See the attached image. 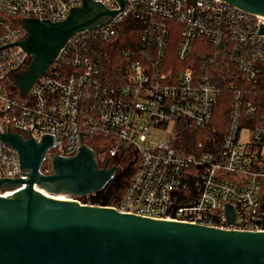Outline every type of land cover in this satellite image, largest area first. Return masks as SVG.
<instances>
[{
    "label": "built area",
    "instance_id": "1",
    "mask_svg": "<svg viewBox=\"0 0 264 264\" xmlns=\"http://www.w3.org/2000/svg\"><path fill=\"white\" fill-rule=\"evenodd\" d=\"M97 1L120 9L117 0ZM81 2L0 0V133L8 124V131H29L37 141L44 133L55 136L44 171L50 170L54 153L73 154L80 136L82 143L88 136L110 138L107 146L100 144V163L128 143L138 165L126 194L114 205L117 209L154 219L264 230V125L250 128L239 119L257 107L244 97V87L256 83L263 70L264 15L225 0H126L108 23L71 37L47 73L21 95L12 73L23 71L27 63L24 50L13 44L25 34L22 18L61 20ZM126 16L143 24L139 54L128 62L125 76L106 82L102 61L110 59ZM173 30L180 36L177 55L187 62L176 70L172 63L162 67ZM222 64H227L225 71L219 69ZM223 86L234 91V113L218 151L182 154L171 142L176 122L182 119L197 128L211 123ZM155 129L164 130L167 138ZM4 177L25 174L20 173L17 150L0 139ZM195 183L198 190L192 196ZM175 192L178 202L173 201ZM95 193H65L62 198L99 205L93 202Z\"/></svg>",
    "mask_w": 264,
    "mask_h": 264
},
{
    "label": "water",
    "instance_id": "2",
    "mask_svg": "<svg viewBox=\"0 0 264 264\" xmlns=\"http://www.w3.org/2000/svg\"><path fill=\"white\" fill-rule=\"evenodd\" d=\"M117 1L122 9L126 0ZM225 1L264 15V0ZM120 9L82 0L61 20L24 16L25 34L13 42L28 57L23 71L12 73L21 95L47 73L71 37L108 23ZM0 139L17 150L25 174L0 178V264H264V230L154 219L57 196L98 192L121 169L109 158L100 163L81 136L73 154L51 156L49 171L43 166L55 136L44 133L37 141L29 131H8L7 124ZM178 200V192L173 193V201ZM226 212L233 222L231 204Z\"/></svg>",
    "mask_w": 264,
    "mask_h": 264
},
{
    "label": "trees",
    "instance_id": "3",
    "mask_svg": "<svg viewBox=\"0 0 264 264\" xmlns=\"http://www.w3.org/2000/svg\"><path fill=\"white\" fill-rule=\"evenodd\" d=\"M143 24L139 20H135L131 16H126L123 20L121 38L116 41V46L111 52L110 59H103L100 73L104 81L117 82L118 78L125 76V69L128 62L138 57L141 46L140 34L143 30ZM180 43V36L178 31L173 30L165 47V64L162 66L168 68L169 65L174 64L175 70L183 67L187 62L180 60L177 55V47ZM210 46V45H209ZM260 65L263 70L256 83H247L244 87V97L250 100L256 107V111L251 115H240V124L255 128L258 125H264V59L261 60ZM227 64L220 65L219 69L225 71ZM234 91L229 87L223 86L217 102L213 110V119L211 123L203 127H194L188 125L185 120H179L174 127L175 134L171 138V142L178 148L182 154L188 152L209 151L215 153L218 151L221 140L231 123L232 114L234 113ZM110 138L105 135L88 136L85 137V142L90 146L96 154L101 151V145L107 146ZM130 144H122L115 157H112L110 164L121 165L120 171L112 180H110L103 188L93 194V202L110 207L118 205L128 190V185L135 175L138 165L137 159H132V151ZM129 153L130 160L124 163L125 155ZM44 168H49L48 164ZM191 169L195 170V166ZM264 190V179L262 181ZM192 196L198 190V185H192Z\"/></svg>",
    "mask_w": 264,
    "mask_h": 264
},
{
    "label": "rangeland",
    "instance_id": "4",
    "mask_svg": "<svg viewBox=\"0 0 264 264\" xmlns=\"http://www.w3.org/2000/svg\"><path fill=\"white\" fill-rule=\"evenodd\" d=\"M154 131L157 132V133H159V134H161V135H163V137L167 138V137L165 136V131H164V130H158V129H155ZM129 160H130V155H129V153H128L127 156L125 155L124 163H123V164L127 163Z\"/></svg>",
    "mask_w": 264,
    "mask_h": 264
},
{
    "label": "bare ground",
    "instance_id": "5",
    "mask_svg": "<svg viewBox=\"0 0 264 264\" xmlns=\"http://www.w3.org/2000/svg\"><path fill=\"white\" fill-rule=\"evenodd\" d=\"M11 193H12V192H11ZM8 194H9V193H8ZM57 196H59V197H61V198L63 197V195H62V194H57Z\"/></svg>",
    "mask_w": 264,
    "mask_h": 264
},
{
    "label": "flooded vegetation",
    "instance_id": "6",
    "mask_svg": "<svg viewBox=\"0 0 264 264\" xmlns=\"http://www.w3.org/2000/svg\"><path fill=\"white\" fill-rule=\"evenodd\" d=\"M26 60H27V62H28V57H26Z\"/></svg>",
    "mask_w": 264,
    "mask_h": 264
}]
</instances>
